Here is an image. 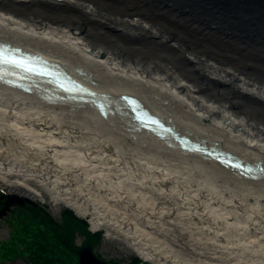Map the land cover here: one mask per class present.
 Here are the masks:
<instances>
[{
  "label": "bare ground",
  "instance_id": "obj_1",
  "mask_svg": "<svg viewBox=\"0 0 264 264\" xmlns=\"http://www.w3.org/2000/svg\"><path fill=\"white\" fill-rule=\"evenodd\" d=\"M222 4L220 0H0V41L57 61L89 88L104 92L113 108L103 116L92 102L52 101L41 88L23 91L0 81V116L9 121L5 131L0 129V182L37 194L25 180L8 176L30 175L52 200L81 216L91 213L93 228L121 235L145 260L193 264L147 240L128 212L111 209L117 203L133 207L130 194L98 183L64 160L67 150L85 143V149L77 152L83 166L100 160L109 164L108 169H131L138 182L156 186L163 197L149 209L155 218L181 206L183 213L214 223L217 215L202 197L210 202L224 199L227 189L245 192L257 183L264 192V175L243 178L202 153L182 151L148 130H133L129 116L118 109L119 96L134 94L175 130L207 143L216 141L242 159H261L264 170V43L252 33L227 32L239 27H234L236 21L229 10L220 8ZM232 77H239L238 83ZM116 79L130 84L120 87L114 84ZM17 148H24L19 156L8 152ZM181 173L192 183L184 186ZM227 200L248 205L246 198ZM253 200L247 208L264 207V197ZM262 219L257 223L264 228Z\"/></svg>",
  "mask_w": 264,
  "mask_h": 264
},
{
  "label": "rangeland",
  "instance_id": "obj_2",
  "mask_svg": "<svg viewBox=\"0 0 264 264\" xmlns=\"http://www.w3.org/2000/svg\"><path fill=\"white\" fill-rule=\"evenodd\" d=\"M238 78L232 77V81L238 83ZM126 83L128 82L118 79L114 82L120 87ZM8 123V120L0 116L1 130L5 131ZM85 147V143L81 147H71V150H67V159L64 162L68 166L83 169L89 176L96 177L98 183L102 181L104 185H108L109 188L113 187L112 189L115 191H126L130 194L133 197V207L127 206L124 208L117 203V205L111 206V209L128 212L132 219L135 217L134 220H136L137 226L143 229L147 240H151L170 250V252L189 259L193 264H264V228L257 223L264 218V207L247 208L254 204V197H264V192L260 190L259 183L252 185L251 189L245 192L227 189L223 192V196H226L224 199L215 197L210 202L202 197L203 201L212 207V213L217 215L218 220L214 223L206 218L201 220L197 216L183 213L185 210L181 206V208L178 207L176 211L171 212L170 215L155 218L148 212L149 209L157 206L159 200L163 199L160 192L158 193L157 187L138 182L133 176L131 169L130 171L129 169H108L107 165L109 164L100 162V160L93 161L91 165L83 166V160L81 161L77 152L81 153ZM21 149L24 148L8 149V152L19 156L22 154ZM84 162L86 163L87 161ZM8 176L11 179L21 178L25 180L26 184L37 192V194L29 193L17 188L7 187L0 182V187L12 199L10 201V210L16 205L14 201H19L23 198L27 201L37 202L45 212L58 220L63 209L68 208L67 205H62L52 200L48 191L30 175L11 173ZM183 178L182 184L184 186L192 183V180L188 179V175L183 174ZM215 188L220 190L219 186H215ZM97 191L98 189L96 188L94 192ZM214 194L220 193L215 192ZM228 198L238 200L246 198L245 203L248 205L240 207L236 202L233 205L228 202ZM135 204L137 206H134ZM9 214L11 215V211ZM91 216L93 215L88 213L85 217L89 219ZM251 225L256 228L252 229ZM11 228V224L0 217V241L10 237ZM75 243L82 245L83 236L78 235ZM95 253H99L107 261L113 259L121 264H132V258L138 256L136 251L128 245V241L115 233H107V235L103 236L95 248ZM0 264H26V262L23 258H19L15 262H0Z\"/></svg>",
  "mask_w": 264,
  "mask_h": 264
},
{
  "label": "water",
  "instance_id": "obj_3",
  "mask_svg": "<svg viewBox=\"0 0 264 264\" xmlns=\"http://www.w3.org/2000/svg\"><path fill=\"white\" fill-rule=\"evenodd\" d=\"M220 1L223 2L220 8L229 10L233 19L236 21L234 27H239L238 31L230 29L227 30V32H239V35L243 36H249V34L252 33L254 39L256 36H259V41L264 43V0ZM217 18L222 21V17L217 15ZM237 23H242V25L239 24L238 26ZM249 74L252 76L251 72ZM47 80L52 84L54 83L50 78ZM53 87L54 88L52 89L54 90L59 89L58 87ZM78 92L91 96L89 101L96 105L97 110H99L103 116L113 112V108L110 107V101L106 99L104 92L97 93L96 91L88 90L87 88H81ZM117 99L118 109L124 110L129 116V122L133 130H148L155 136L161 138L166 144L168 143L171 146H175L182 151L202 153L208 158H212L221 165L235 171L243 178L255 179L259 175H264L261 159L254 158L253 161H248L240 158V156L233 151L222 147L220 148L216 145V141L210 140V142L207 143L206 140L202 138H200V140L193 139L191 135L175 130V128L169 123L166 124L160 116H158V119L160 120L159 123H154L146 119L142 122L136 119L137 114L145 116L149 114L150 111L143 106L140 100H137L136 95L133 97H127L122 94ZM236 164H239L240 167H236ZM77 215L80 216L78 213ZM76 254H78L79 257L77 264H113L109 260H104L94 253L92 243L88 240L76 248Z\"/></svg>",
  "mask_w": 264,
  "mask_h": 264
},
{
  "label": "trees",
  "instance_id": "obj_4",
  "mask_svg": "<svg viewBox=\"0 0 264 264\" xmlns=\"http://www.w3.org/2000/svg\"><path fill=\"white\" fill-rule=\"evenodd\" d=\"M5 199L0 191V210ZM7 211H11V215L6 218L3 212V218L12 228L10 237L0 241V262L23 258L26 264H77L76 237L82 235L83 242L88 240L94 249L102 239V231H91L89 222L69 208L63 209L58 220L33 201H17L13 209ZM111 262L121 264L113 259ZM131 262L140 264L142 260L133 257Z\"/></svg>",
  "mask_w": 264,
  "mask_h": 264
},
{
  "label": "snow or ice",
  "instance_id": "obj_5",
  "mask_svg": "<svg viewBox=\"0 0 264 264\" xmlns=\"http://www.w3.org/2000/svg\"><path fill=\"white\" fill-rule=\"evenodd\" d=\"M19 49H9L4 45H0V80L4 79V75L6 74V70L4 66H12L14 68H20L28 73H35L37 75H52L51 72L43 70L39 65L32 63L31 60H35L36 58H31V60L26 59L23 56H17L15 53H18ZM61 88H65L64 84L60 85ZM66 91H71L72 89L65 88ZM136 119L144 122L145 116L141 114H137ZM154 123L156 121H153ZM236 167H240L239 164L235 165Z\"/></svg>",
  "mask_w": 264,
  "mask_h": 264
}]
</instances>
